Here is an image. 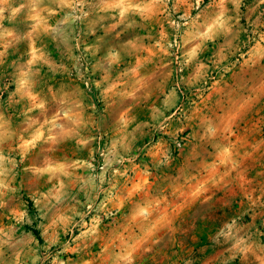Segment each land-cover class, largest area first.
Returning a JSON list of instances; mask_svg holds the SVG:
<instances>
[{
    "label": "clouds",
    "instance_id": "clouds-1",
    "mask_svg": "<svg viewBox=\"0 0 264 264\" xmlns=\"http://www.w3.org/2000/svg\"><path fill=\"white\" fill-rule=\"evenodd\" d=\"M262 102L264 0H0V264H264Z\"/></svg>",
    "mask_w": 264,
    "mask_h": 264
},
{
    "label": "rangeland",
    "instance_id": "rangeland-1",
    "mask_svg": "<svg viewBox=\"0 0 264 264\" xmlns=\"http://www.w3.org/2000/svg\"><path fill=\"white\" fill-rule=\"evenodd\" d=\"M210 50H211V49H210ZM189 99H190V100H191V99H195V97L190 95ZM262 103H264V102H262ZM203 231H206V230L204 229L203 223H200L199 225H197V232H196V235H200L201 232H203ZM203 238H204V237H202V239H203ZM189 243L191 244V241H189ZM197 247H199V245H197ZM147 264H152V261H151V260H148V261H147Z\"/></svg>",
    "mask_w": 264,
    "mask_h": 264
}]
</instances>
